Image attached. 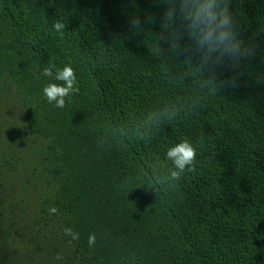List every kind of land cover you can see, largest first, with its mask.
<instances>
[{"label":"trees","instance_id":"16d2710c","mask_svg":"<svg viewBox=\"0 0 264 264\" xmlns=\"http://www.w3.org/2000/svg\"><path fill=\"white\" fill-rule=\"evenodd\" d=\"M166 8L0 0V264H264V0H228L252 53L216 67L235 83L214 94L195 55L154 50ZM180 43L194 47L186 34ZM53 65L77 77L63 109L43 95L62 83L42 74ZM173 106L177 118L136 139ZM183 139L196 170L168 191L155 182Z\"/></svg>","mask_w":264,"mask_h":264},{"label":"clouds","instance_id":"9594fccd","mask_svg":"<svg viewBox=\"0 0 264 264\" xmlns=\"http://www.w3.org/2000/svg\"><path fill=\"white\" fill-rule=\"evenodd\" d=\"M167 5L163 15L161 27L163 32L158 34L155 51L160 53L163 48L161 43H166L168 48L178 54H184L189 62H193V55L196 56L195 63L203 73H209L206 81L210 93H216L221 87L235 83V78L231 80L219 81L215 74L218 65L226 60L233 65L239 64L242 58L251 55L252 50L244 45L236 31L233 17L228 8V0H161ZM148 22H151L149 20ZM131 24L135 28L141 27V20L133 18ZM53 29L63 36L65 25L56 21ZM186 34L194 47L182 46L180 41ZM55 66L45 67L43 75L51 77L62 83H50L43 88V95L49 104L63 109L66 106V98L74 92H78L77 77L71 65H65L61 69ZM179 115L175 106L172 109H165L162 114H152L149 120L143 125H137L134 129L135 137L138 141L150 140L153 130H159L165 121H172ZM197 149L188 139H183L178 144L170 147L166 151L165 168L166 177L155 182V185H167L168 191H178V182L185 173H192L196 170ZM131 181L123 182V187L128 190ZM149 185L150 189L155 186ZM56 209L50 212L56 213ZM64 234L71 237L69 243L79 239V233L71 228H64ZM96 242L95 234L88 237V245L94 246ZM59 259V257H57Z\"/></svg>","mask_w":264,"mask_h":264},{"label":"rangeland","instance_id":"374dc122","mask_svg":"<svg viewBox=\"0 0 264 264\" xmlns=\"http://www.w3.org/2000/svg\"><path fill=\"white\" fill-rule=\"evenodd\" d=\"M9 199V198H8Z\"/></svg>","mask_w":264,"mask_h":264}]
</instances>
